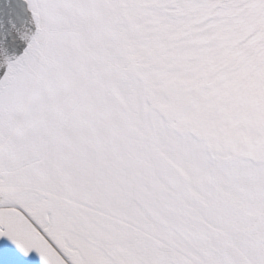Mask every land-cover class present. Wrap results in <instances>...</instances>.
Instances as JSON below:
<instances>
[{"label": "snow or ice", "instance_id": "6c2138e0", "mask_svg": "<svg viewBox=\"0 0 264 264\" xmlns=\"http://www.w3.org/2000/svg\"><path fill=\"white\" fill-rule=\"evenodd\" d=\"M0 264H264V0H0Z\"/></svg>", "mask_w": 264, "mask_h": 264}]
</instances>
